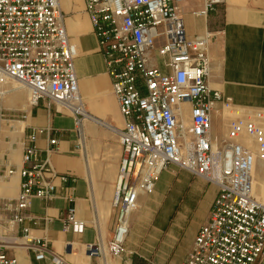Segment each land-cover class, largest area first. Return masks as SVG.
<instances>
[{
	"label": "built area",
	"instance_id": "built-area-1",
	"mask_svg": "<svg viewBox=\"0 0 264 264\" xmlns=\"http://www.w3.org/2000/svg\"><path fill=\"white\" fill-rule=\"evenodd\" d=\"M84 1L124 117L122 128L105 123L118 131L122 145L113 235L107 242L87 244L88 254L122 255L139 194L152 193L162 171L174 164L218 188L209 218L183 264H264V201L255 190L256 167L264 164V106L236 105L209 86L213 33L187 35L181 0ZM225 2L203 0L194 13L208 16ZM78 55L60 0H0V126L17 120L15 110L1 104L16 89L12 82L29 93L19 121L32 106L43 103L72 113L80 125L89 112L79 89ZM224 110L237 116L218 137L213 118L218 113L224 118ZM78 131L83 134L81 127ZM35 141V133L23 137L20 169L8 166L0 171V179L16 171L21 176L18 196L0 198V228L4 221L21 223L30 217L32 198L52 199L55 178L69 179L58 174L50 158L57 139L51 138L45 150ZM65 226L75 232L85 229L75 207L68 208ZM24 232L28 236L29 228ZM16 239L0 233V264H18L6 253ZM29 240L36 258L44 259L46 243ZM53 260L63 264L57 257Z\"/></svg>",
	"mask_w": 264,
	"mask_h": 264
},
{
	"label": "crops",
	"instance_id": "crops-1",
	"mask_svg": "<svg viewBox=\"0 0 264 264\" xmlns=\"http://www.w3.org/2000/svg\"><path fill=\"white\" fill-rule=\"evenodd\" d=\"M180 3L189 37L213 33L209 86L230 97L236 105L264 106V0H226L208 16L194 13L202 8L203 0ZM60 6L70 39L79 51L75 65L89 116L78 125L72 113L55 106L49 109L40 103L30 108L21 123L6 125L8 129L0 126V171L8 166L17 169L23 166V137L35 133V144L43 150L50 147L51 138L57 139L50 158L58 174L69 177L67 181L55 178L56 192L52 199L32 198L30 217L23 222L4 221L0 233L17 237L6 253L16 257L18 264H55L54 257L63 264H183L200 226L209 218L218 188L201 177L191 180V173L174 164L165 170L172 175L177 198L166 205V197L153 195L156 188L152 193L139 194L138 207L129 217V234L122 255L91 256L87 252V244L107 242L113 235L116 218L113 197L122 145L118 131L105 123L122 128L124 117L99 52L85 1L60 0ZM7 94L3 99L6 107L27 106L25 101L20 103L27 94L24 88ZM218 107L222 108V104L218 103ZM227 124L225 114L224 118L216 114L214 134L224 136ZM258 164L255 174L263 185L264 164ZM20 183L18 171L0 179V198H16ZM69 207H75L77 217L85 222L82 232L65 226ZM197 211L202 212L199 217ZM25 227L29 228L28 236ZM29 239L46 243L44 259L36 258Z\"/></svg>",
	"mask_w": 264,
	"mask_h": 264
},
{
	"label": "rangeland",
	"instance_id": "rangeland-1",
	"mask_svg": "<svg viewBox=\"0 0 264 264\" xmlns=\"http://www.w3.org/2000/svg\"><path fill=\"white\" fill-rule=\"evenodd\" d=\"M158 63L160 65L163 64V59L162 57L158 56ZM18 84L16 82H12L10 86H17ZM23 88V87H22ZM17 89V88H16ZM24 89L26 90V96L25 97H22L20 99V103L21 102H29V93H28V90L24 87ZM5 97V96H4ZM4 99V98H3ZM7 103V102H6ZM1 104L3 107H5L6 109H12V110H15L13 111V114H15L17 120L14 121V122H11V123H5V122H2L1 126L4 127L5 129H8V126L6 125H13L15 126V124L17 123H21L22 121H19V115L21 114V110L24 109L22 108L21 106L20 107H14V108H9V107H6L3 100L1 101ZM224 114H225V118L227 119V121L229 119H233L237 116V113H234L233 111H229V110H225L224 111ZM19 121V122H18ZM4 125V126H3ZM1 127V128H2ZM259 165V164H258ZM164 171V170H163ZM162 171V172H163ZM162 174V173H161ZM161 176V178H160ZM158 180H157V184H156V192L154 193L153 192V195L156 196V197H160V198H164L166 197V205H169L171 203V201H173L175 198H177V195H178V191L176 189V186L173 185V178H172V175L170 172L166 171L160 175ZM190 177H191V180L195 179L197 176H194V175H191L190 174ZM255 190H256V195L261 198V194H260V183H259V180H258V175H256L255 177ZM206 181V180H205ZM207 182V181H206ZM209 183V182H207ZM211 184V183H209ZM262 199V198H261ZM202 212L201 211H197L195 214L197 217H199V214H201Z\"/></svg>",
	"mask_w": 264,
	"mask_h": 264
},
{
	"label": "bare ground",
	"instance_id": "bare-ground-1",
	"mask_svg": "<svg viewBox=\"0 0 264 264\" xmlns=\"http://www.w3.org/2000/svg\"><path fill=\"white\" fill-rule=\"evenodd\" d=\"M16 88H22V86H20L19 84L16 86ZM24 88V87H23ZM8 95V94H7ZM18 98V97H17ZM8 99V98H7ZM27 105H29V103H27ZM185 117H188V113L185 115ZM256 177V174H255ZM260 194H261V198H259L260 200L264 201V184L260 185Z\"/></svg>",
	"mask_w": 264,
	"mask_h": 264
}]
</instances>
